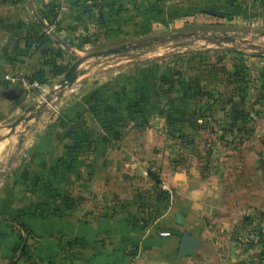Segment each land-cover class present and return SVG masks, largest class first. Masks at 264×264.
Returning <instances> with one entry per match:
<instances>
[{
	"label": "rangeland",
	"instance_id": "obj_1",
	"mask_svg": "<svg viewBox=\"0 0 264 264\" xmlns=\"http://www.w3.org/2000/svg\"><path fill=\"white\" fill-rule=\"evenodd\" d=\"M199 8L213 13L168 23L164 16L156 27L118 38L97 30L76 54L0 58V236L17 238L3 246L2 264L21 256L22 246L27 252L43 222L51 239L62 238L54 226L66 217L146 226L173 197L205 186V176H232L250 142L264 137V0H205ZM79 57L85 72L59 97L58 82ZM9 89L19 96H2ZM50 92L40 116L9 128ZM236 105L248 121L233 119ZM180 174L189 187L171 186ZM257 242V264H264L260 229Z\"/></svg>",
	"mask_w": 264,
	"mask_h": 264
},
{
	"label": "crops",
	"instance_id": "obj_2",
	"mask_svg": "<svg viewBox=\"0 0 264 264\" xmlns=\"http://www.w3.org/2000/svg\"><path fill=\"white\" fill-rule=\"evenodd\" d=\"M203 5L205 0H0V58L76 54L96 39L97 30L107 38L138 34L164 16L167 23L188 20L202 13ZM257 138L232 176H205V186L173 197L150 224L113 216L66 217L54 226L62 238L51 239L43 222L33 228L40 237L10 264H96L99 254L106 264H257V229L264 233V137ZM181 183L189 187L183 174L173 177L171 186ZM238 229L247 232L234 235ZM184 233L197 245L181 256ZM7 244L15 246L17 238L0 236V264ZM8 252L12 256V249Z\"/></svg>",
	"mask_w": 264,
	"mask_h": 264
},
{
	"label": "water",
	"instance_id": "obj_3",
	"mask_svg": "<svg viewBox=\"0 0 264 264\" xmlns=\"http://www.w3.org/2000/svg\"><path fill=\"white\" fill-rule=\"evenodd\" d=\"M177 36H185V34L180 33L177 34ZM205 38V36H204ZM160 39L161 41H164L166 38H155L154 40ZM206 39H210L209 37ZM223 40H228V41H234V38L231 36H225L222 38ZM153 40V39H152ZM153 41H148L145 42L144 44H138V45H131V44H122L120 46L117 47H111V48H107L106 50L102 51V52H95L93 53V56H101V57H105L111 54H118V53H123L129 49H136L139 48L141 46H148L152 43ZM252 47H254L255 45H251ZM249 46V47H251ZM84 61V58L79 57L75 62H73V64H71V66L64 72L63 74V78L61 80H59L58 85H59V97L62 95V90L65 88L70 87L74 81L78 78L79 75L83 74L85 72V70L81 69L79 70L78 67L79 65ZM2 96H4L5 98H9V99H14L17 98L19 96V93H17L14 89H9L6 91H3ZM52 99V92H50L49 94L46 95L45 97V101L38 107L35 108V106H32L30 108H28L26 110V113L30 112L31 110H35L34 113L29 114L28 116L25 115H21L19 116L14 122H12L11 124H9V128L13 129L15 128L19 123L21 122H27L32 118H36L38 116H40V114L42 113V111L46 108L48 102ZM178 221L180 222V216H177ZM197 245V241L193 238V236H191L188 233H184L181 241H180V245H179V254L181 256H186L191 254L192 250L191 248L193 246ZM96 264H106V260H105V255L104 254H99L96 257Z\"/></svg>",
	"mask_w": 264,
	"mask_h": 264
},
{
	"label": "trees",
	"instance_id": "obj_4",
	"mask_svg": "<svg viewBox=\"0 0 264 264\" xmlns=\"http://www.w3.org/2000/svg\"><path fill=\"white\" fill-rule=\"evenodd\" d=\"M203 12H207V13H210V14H212L213 12H211L210 10H203ZM65 71V69H59V73H63ZM234 112H235V116L233 117V119L235 120V121H238V120H245V121H248L249 119H250V113L249 112H247V111H245V110H243V111H241L240 109H239V106L238 105H236L235 106V110H234ZM149 175L151 176V177H153V175H152V173L149 171ZM24 227V229H27L26 228V226H23ZM25 248H26V246H22V252H21V255H23V254H25Z\"/></svg>",
	"mask_w": 264,
	"mask_h": 264
},
{
	"label": "built area",
	"instance_id": "obj_5",
	"mask_svg": "<svg viewBox=\"0 0 264 264\" xmlns=\"http://www.w3.org/2000/svg\"><path fill=\"white\" fill-rule=\"evenodd\" d=\"M7 78L13 79V78H11L10 76H8Z\"/></svg>",
	"mask_w": 264,
	"mask_h": 264
}]
</instances>
